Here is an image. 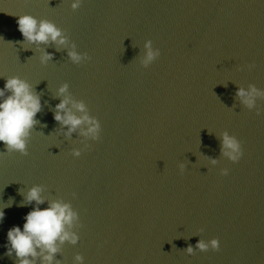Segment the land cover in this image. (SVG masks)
Returning <instances> with one entry per match:
<instances>
[{
    "label": "water",
    "instance_id": "obj_1",
    "mask_svg": "<svg viewBox=\"0 0 264 264\" xmlns=\"http://www.w3.org/2000/svg\"><path fill=\"white\" fill-rule=\"evenodd\" d=\"M71 4L0 0V89L19 76L41 102L27 155L0 142V264H18L7 231L37 206L26 199L34 186L39 207L77 213L65 230L78 240H57L52 264L78 254L83 264H264V0ZM24 14L53 22L65 43L27 41ZM149 39L160 55L145 67ZM253 86L249 107L237 92ZM65 97L100 122L98 139L54 119ZM225 133L241 142L238 162ZM214 237L218 250L196 247Z\"/></svg>",
    "mask_w": 264,
    "mask_h": 264
},
{
    "label": "clouds",
    "instance_id": "obj_2",
    "mask_svg": "<svg viewBox=\"0 0 264 264\" xmlns=\"http://www.w3.org/2000/svg\"><path fill=\"white\" fill-rule=\"evenodd\" d=\"M83 0H72L71 7L77 9L81 6ZM18 29L23 37L30 42H48L56 41L60 44L65 43V38L60 29L48 20L37 21V19L29 14L20 15L17 20ZM147 51V59L143 62L148 67L149 62H153L160 55L158 48H153L152 40H147L145 44ZM69 56L73 61H80L82 57L75 51H70ZM51 59V54L46 53L41 57L42 62ZM67 90V85H63L59 89V93L63 94ZM6 93H10L7 94ZM257 93V89L253 86L251 92L244 89H238L237 94L245 98L244 102L251 107L254 103L252 96ZM70 98L65 97L56 105L54 119L64 125H68V134H71L82 123L88 124L85 135H91L93 138H99L98 134L101 130L100 122L90 117L85 111L83 103H76L74 107L84 112L83 116L75 115L68 108ZM41 109L40 97L33 90L32 86L19 76H11L5 80L4 87L0 89V142H3L6 153L19 152L27 155V145L30 131L37 123L35 117ZM223 146L229 149L225 155L232 162H238L242 155L243 149L240 140L236 136H230L225 133L223 137ZM3 154V153H0ZM74 156L81 155L80 150L72 153ZM216 163L215 160L212 161ZM183 170V165H181ZM222 174L227 175L228 169L221 170ZM41 188L39 186L32 187L27 194V201L36 202L35 207L28 211L24 216V223L13 225L7 231V254L15 253L18 264H34L32 259L36 256H42L43 264H52L54 254L58 251L57 240L60 243L70 241L76 243L78 236L75 233H69L65 230V226H70L74 219H77V213L67 203L59 201L51 202L47 207H39L44 203L43 197L40 195ZM4 211L0 209V222H3ZM196 247L200 251H207L209 248L218 250L220 248V240L212 238L205 242L200 240ZM37 248L39 252H37ZM194 249L189 246L187 252L193 253ZM78 264H83L84 257L76 256Z\"/></svg>",
    "mask_w": 264,
    "mask_h": 264
}]
</instances>
